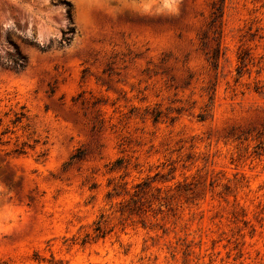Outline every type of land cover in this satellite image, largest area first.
I'll return each instance as SVG.
<instances>
[{
	"label": "rangeland",
	"instance_id": "obj_1",
	"mask_svg": "<svg viewBox=\"0 0 264 264\" xmlns=\"http://www.w3.org/2000/svg\"><path fill=\"white\" fill-rule=\"evenodd\" d=\"M0 264H264V0H0Z\"/></svg>",
	"mask_w": 264,
	"mask_h": 264
},
{
	"label": "trees",
	"instance_id": "obj_2",
	"mask_svg": "<svg viewBox=\"0 0 264 264\" xmlns=\"http://www.w3.org/2000/svg\"><path fill=\"white\" fill-rule=\"evenodd\" d=\"M26 62V58L23 56H20L19 59L15 61V67L16 68H23L24 64Z\"/></svg>",
	"mask_w": 264,
	"mask_h": 264
}]
</instances>
